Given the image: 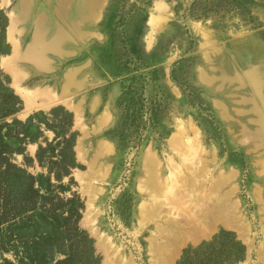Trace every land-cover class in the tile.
<instances>
[{
	"label": "rangeland",
	"instance_id": "obj_1",
	"mask_svg": "<svg viewBox=\"0 0 264 264\" xmlns=\"http://www.w3.org/2000/svg\"><path fill=\"white\" fill-rule=\"evenodd\" d=\"M100 1L90 15L86 0H0L9 20L8 54L0 55V67L24 104L16 118L25 122L59 106L74 115L75 152L83 167L73 173V192L85 205L80 227L93 239L100 264H177L186 249L222 230L246 246L239 264H264V0ZM13 20L18 51L9 39ZM59 26L73 38L64 44L66 54L47 53L43 66L38 45L37 59L25 61L33 29L49 30L50 40ZM4 59L10 69L2 66ZM71 70L82 87L60 98ZM250 75L260 80V96H254ZM17 87L31 93L36 106L25 117L26 100ZM36 151L27 147L33 158ZM147 156L156 160L153 171L146 168ZM15 162L22 166L23 157ZM29 171L42 170L36 165ZM149 177L157 194L142 190ZM222 178L227 185L219 188L239 205L240 225L200 217L214 181ZM193 199L207 205L198 207ZM142 207H156V214L141 221ZM159 227L181 233L167 235Z\"/></svg>",
	"mask_w": 264,
	"mask_h": 264
},
{
	"label": "trees",
	"instance_id": "obj_2",
	"mask_svg": "<svg viewBox=\"0 0 264 264\" xmlns=\"http://www.w3.org/2000/svg\"><path fill=\"white\" fill-rule=\"evenodd\" d=\"M8 25L0 6V55L8 54ZM131 52L145 56L142 49ZM23 105L0 67V264H100L93 239L80 227L85 205L73 192V173L83 167L75 152L74 115L59 106L23 122L16 118ZM45 132L54 135L51 141ZM30 145L37 146L34 158ZM36 165L42 170L37 175L29 171ZM246 255L236 234L222 230L210 242L186 249L177 264H239Z\"/></svg>",
	"mask_w": 264,
	"mask_h": 264
},
{
	"label": "bare ground",
	"instance_id": "obj_3",
	"mask_svg": "<svg viewBox=\"0 0 264 264\" xmlns=\"http://www.w3.org/2000/svg\"><path fill=\"white\" fill-rule=\"evenodd\" d=\"M86 8L87 10H89L90 12V15H92V12H93V8L96 6V5H101L99 4L101 1L100 0H86ZM95 10V9H94ZM64 11H66L64 9ZM61 12V11H58V13ZM96 12V11H95ZM63 15V14H62ZM64 15H66V13H64ZM13 17V16H12ZM11 17V19H12ZM82 19V18H81ZM83 20V19H82ZM63 21H66V18L65 20ZM80 22V21H79ZM82 22V21H81ZM151 24L152 26H154V23L156 22L155 19H151ZM76 24V23H75ZM40 25V24H39ZM42 26V25H41ZM69 27L76 33V36L78 37V39H83L85 34L82 33V31L80 30L79 26L77 25H74V23H70L69 24ZM56 34L49 40L48 38V31L47 29L45 28H36V29H33L35 30L34 34H33V37L30 39V44L24 49V53L25 55L24 58H25V61H28L31 62V61H34L36 60L37 58H35V48L40 45L42 46V52H41V55L38 57V61L39 63H42L43 66H47L46 63H44V59H46V54L47 53H51L52 55H58V56H64L66 53L64 52V44L65 42L67 41H73V38L68 35L63 29L62 27H56ZM10 33H9V39L14 42L15 44V48H16V51H18V41L16 40L15 36H16V33H17V28L15 26V20H13L11 22V26H10ZM87 35V34H86ZM76 37V38H77ZM15 53H18L16 52ZM20 53V51H19ZM16 55V54H15ZM22 56V57H23ZM14 60V59H13ZM49 60V59H48ZM10 61V60H9ZM47 61V60H46ZM49 62V61H47ZM2 66H4L5 68L7 69H10V63L8 62V59H4L3 62H2ZM39 66V65H38ZM41 66H39L40 68ZM14 67H12L13 69ZM38 68V69H39ZM43 69V68H42ZM74 70V69H73ZM71 70L69 73L65 74L63 79H62V82H61V89H60V93L61 95H59L58 97L60 98H63V97H68L67 94H74V92H76L77 90H79L81 87H82V80L79 79V74L78 72H75ZM69 71V70H68ZM47 72V71H46ZM250 78L248 79L250 84L252 85V88L255 93L254 96L256 95H259L261 94V87H260V84L257 80V77L256 75H250L249 76ZM251 78H252V81H251ZM237 81V80H236ZM260 81V80H259ZM251 87V86H250ZM47 88V87H46ZM50 89V88H49ZM17 91L19 94H22L23 97L25 98L26 100V107H27V110L25 112V114L23 115L24 117L27 116L28 112L31 111L35 106V104L31 101V93L28 94L26 91H24V89H22L21 87H17ZM43 91H46V89H44ZM253 93V92H252ZM44 94V93H43ZM22 97V96H21ZM71 97V96H70ZM59 100H63V99H59ZM253 100V99H252ZM254 101V100H253ZM63 102V101H62ZM66 102V101H65ZM68 102V101H67ZM252 102V101H251ZM261 102V101H259ZM264 102V101H262ZM36 103V102H35ZM39 104V103H38ZM256 106L257 105V102H256ZM75 108V107H74ZM77 109V108H76ZM259 111V110H258ZM262 111V110H261ZM260 111V112H261ZM78 115H79V111H77ZM260 114V113H259ZM263 115V114H262ZM263 124V123H262ZM264 125V124H263ZM264 128V127H262ZM264 130V129H263ZM259 132H261L259 130ZM258 134V133H257ZM264 139V138H263ZM261 141H264V140H261ZM173 143L174 140H173ZM102 156V155H101ZM148 158L146 159L145 161V164H146V168H148L149 170L151 169L153 171V169L156 167V160L154 159L153 156H147ZM98 158L99 156H95V159L94 161L92 162L91 164V170L94 172V174L96 175V173L98 172ZM148 173V172H147ZM196 173V172H195ZM94 175V176H95ZM196 175H201L200 173H197ZM193 176V175H192ZM150 178V181H149V184L147 186H144L143 185V189L142 190H146L148 192H150L151 194H157L158 192L160 191H157V188L156 186L154 185V178L153 177H149ZM194 178V177H193ZM225 178V177H224ZM228 178V177H226ZM186 180V179H185ZM189 179H187L186 181H188ZM195 180V178H194ZM194 180L192 182H194ZM228 180V179H227ZM191 180H189L190 182ZM191 182V183H192ZM187 183V182H186ZM185 183V184H186ZM226 183L225 179H217L216 181H214V184L212 186V189H211V195L209 196V198L206 200L207 203H208V206L206 207V209H203L202 210V215L200 216L201 218H208V217H212L213 216H218V218H221L223 219L228 225L231 224V222H236V224L240 225L241 221H242V217L238 214V206L237 204H234V203H229L228 200L231 196L230 194H226L224 193L225 191H222L220 188H219V185H224ZM142 184V183H141ZM193 184V183H192ZM187 185H189V183H187ZM195 185V184H193ZM227 185V183H226ZM225 185V186H226ZM192 186V185H191ZM201 186V185H200ZM146 187V189H145ZM190 187V186H189ZM223 187V186H222ZM139 188V189H140ZM224 188V187H223ZM222 188V189H223ZM96 191V190H95ZM198 192V189L196 190ZM147 192V193H148ZM229 193V191H228ZM231 193V192H230ZM149 194V193H148ZM161 194V193H160ZM191 195V193H189ZM193 195V194H192ZM192 199V198H191ZM231 199V198H230ZM192 201L196 202V204L199 206L203 205V203L205 205H207V203H205V201H201V200H198V199H193ZM142 206V205H141ZM146 207V206H145ZM149 206H147L148 208ZM143 209L140 211L139 213V217L141 219H145L147 217H152L153 215H155V208H153L152 210L149 209V211L142 207ZM158 209V208H157ZM161 209V208H160ZM200 210V209H199ZM205 210V211H204ZM157 212V211H156ZM201 213V212H200ZM147 220V219H146ZM153 220V219H152ZM201 220V219H200ZM142 221V220H141ZM146 222V221H145ZM150 222V221H149ZM144 223V222H143ZM147 223V222H146ZM234 225V223H233ZM165 229H166V233L167 235H177L178 232H180L178 230L177 227H170V228H165L164 229L162 227H159L158 230L159 232H165ZM241 230V229H240ZM181 233V232H180ZM171 237V236H170ZM161 240V239H160ZM168 241V240H167ZM166 244V243H165ZM152 245V244H151ZM167 245V244H166ZM153 249H154V245H153Z\"/></svg>",
	"mask_w": 264,
	"mask_h": 264
}]
</instances>
